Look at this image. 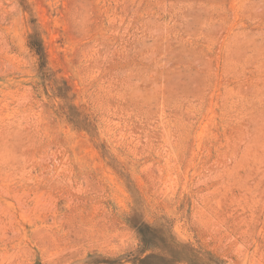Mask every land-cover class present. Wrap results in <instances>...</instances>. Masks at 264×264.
<instances>
[{"label": "rangeland", "instance_id": "374dc122", "mask_svg": "<svg viewBox=\"0 0 264 264\" xmlns=\"http://www.w3.org/2000/svg\"><path fill=\"white\" fill-rule=\"evenodd\" d=\"M0 264H264V0H0Z\"/></svg>", "mask_w": 264, "mask_h": 264}]
</instances>
